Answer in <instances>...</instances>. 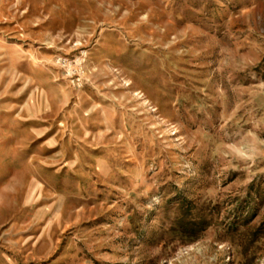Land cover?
<instances>
[{
	"label": "rangeland",
	"instance_id": "rangeland-1",
	"mask_svg": "<svg viewBox=\"0 0 264 264\" xmlns=\"http://www.w3.org/2000/svg\"><path fill=\"white\" fill-rule=\"evenodd\" d=\"M0 264H264V0H0Z\"/></svg>",
	"mask_w": 264,
	"mask_h": 264
}]
</instances>
